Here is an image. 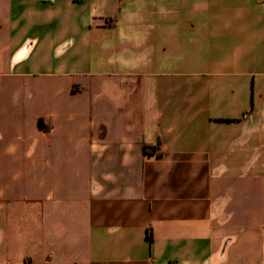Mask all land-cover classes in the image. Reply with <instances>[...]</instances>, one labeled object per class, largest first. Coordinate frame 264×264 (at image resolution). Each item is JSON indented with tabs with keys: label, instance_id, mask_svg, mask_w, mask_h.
<instances>
[{
	"label": "crops",
	"instance_id": "0c3cea01",
	"mask_svg": "<svg viewBox=\"0 0 264 264\" xmlns=\"http://www.w3.org/2000/svg\"><path fill=\"white\" fill-rule=\"evenodd\" d=\"M0 264H264V0H0Z\"/></svg>",
	"mask_w": 264,
	"mask_h": 264
},
{
	"label": "trees",
	"instance_id": "16d2710c",
	"mask_svg": "<svg viewBox=\"0 0 264 264\" xmlns=\"http://www.w3.org/2000/svg\"><path fill=\"white\" fill-rule=\"evenodd\" d=\"M38 124H39V126L41 127V120H39ZM153 150H154L153 147H151V148L145 147V151H146V152H150V151H153Z\"/></svg>",
	"mask_w": 264,
	"mask_h": 264
}]
</instances>
